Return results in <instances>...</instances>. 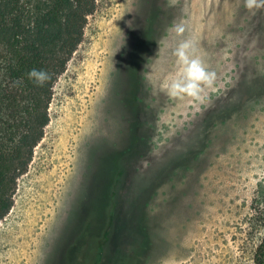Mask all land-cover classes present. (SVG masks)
<instances>
[{
  "label": "rangeland",
  "instance_id": "1",
  "mask_svg": "<svg viewBox=\"0 0 264 264\" xmlns=\"http://www.w3.org/2000/svg\"><path fill=\"white\" fill-rule=\"evenodd\" d=\"M185 38L217 74L203 102L162 88ZM48 114L0 221V264H135L143 243L140 264H252L254 208L264 206V7L96 0Z\"/></svg>",
  "mask_w": 264,
  "mask_h": 264
},
{
  "label": "trees",
  "instance_id": "2",
  "mask_svg": "<svg viewBox=\"0 0 264 264\" xmlns=\"http://www.w3.org/2000/svg\"><path fill=\"white\" fill-rule=\"evenodd\" d=\"M95 5L96 0H0V221L10 212L17 181L44 136L54 84L81 44ZM33 68L47 70L52 79L36 86L27 76ZM260 205L254 208V224L262 235L252 264H264ZM143 244L130 259L135 264L143 261Z\"/></svg>",
  "mask_w": 264,
  "mask_h": 264
},
{
  "label": "clouds",
  "instance_id": "3",
  "mask_svg": "<svg viewBox=\"0 0 264 264\" xmlns=\"http://www.w3.org/2000/svg\"><path fill=\"white\" fill-rule=\"evenodd\" d=\"M243 3L249 11L264 7V0H243ZM128 24L130 27L131 22ZM185 30L182 22L175 24L172 29L176 36L182 35ZM172 55L175 57L177 72L166 79L162 88L172 98L189 97L194 101L203 102L206 99L204 90L214 87L217 74L210 70L197 42L191 38L179 40L172 49ZM27 76L38 87L45 86L52 79V75L44 69L33 68Z\"/></svg>",
  "mask_w": 264,
  "mask_h": 264
},
{
  "label": "bare ground",
  "instance_id": "4",
  "mask_svg": "<svg viewBox=\"0 0 264 264\" xmlns=\"http://www.w3.org/2000/svg\"><path fill=\"white\" fill-rule=\"evenodd\" d=\"M118 22H119V21H118ZM118 22H117V23H118ZM117 27H118V26H117ZM100 74H101V73H100ZM97 79H98V78H97ZM94 86H95V85H94ZM88 89H89V88H88ZM95 91H96V90H95ZM91 94H92V93H91ZM87 97H88V96H87ZM88 98H89V97H88ZM89 102H90V101H89ZM89 102H88V103H89ZM86 106H87V105H86ZM86 106H85V107H86ZM82 107L84 108V106H82ZM86 108H87V107H86ZM85 110H86V109H85ZM83 111H84V109H83ZM85 112H86V111H85ZM87 112H88V111H87ZM83 116H84V115H83ZM83 118H84V117H83ZM82 120H83V119H82ZM82 122H84V120H83ZM64 145H65V144H64ZM61 159H62V158H61ZM64 166H65V165H64ZM62 171H63V170H62ZM55 172H56V171H55ZM49 174H50V173H49ZM56 174H57V173H56ZM53 176H54V175H53ZM55 176H56V175H55ZM53 178H54V177H53ZM54 182H55V180H54ZM54 182H53V183H54ZM47 197H48V196H47ZM48 207H49V206H48Z\"/></svg>",
  "mask_w": 264,
  "mask_h": 264
}]
</instances>
